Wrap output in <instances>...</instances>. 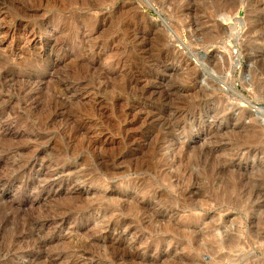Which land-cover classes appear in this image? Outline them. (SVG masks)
Wrapping results in <instances>:
<instances>
[{"label": "rangeland", "instance_id": "1", "mask_svg": "<svg viewBox=\"0 0 264 264\" xmlns=\"http://www.w3.org/2000/svg\"><path fill=\"white\" fill-rule=\"evenodd\" d=\"M262 195L264 0H0V264H264Z\"/></svg>", "mask_w": 264, "mask_h": 264}, {"label": "bare ground", "instance_id": "2", "mask_svg": "<svg viewBox=\"0 0 264 264\" xmlns=\"http://www.w3.org/2000/svg\"><path fill=\"white\" fill-rule=\"evenodd\" d=\"M30 34V33H29ZM32 34V33H31ZM22 36L23 37H25L26 38V35L25 34H22ZM256 142V141H255ZM260 144H261V142H260ZM259 188V187H258ZM242 189V188H241ZM238 190V189H237ZM258 191V190H257ZM261 192V191H260ZM253 195V194H252ZM252 195H251V198L253 199V197H252ZM255 195H257V194H255ZM242 196V195H241ZM254 196V195H253ZM263 197H264V195H262ZM261 196V197H262ZM254 197H256V196H254ZM263 203H264V200H263ZM262 205V204H261ZM260 210V209H259ZM216 230H220L221 229V227H219V228H215ZM214 237H215V234H214ZM255 239V238H254ZM259 242H262L263 240H264V235L263 234H260V235H258V239H257ZM227 241V243H228V246H233V245H239L240 244V240H238V239H235V238H229L228 240H226ZM264 243V242H263ZM262 243V244H263ZM42 245V244H41ZM111 257V256H110Z\"/></svg>", "mask_w": 264, "mask_h": 264}]
</instances>
